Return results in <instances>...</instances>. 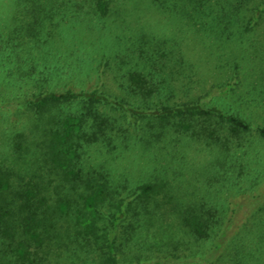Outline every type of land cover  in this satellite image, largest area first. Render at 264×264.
<instances>
[{
	"label": "trees",
	"instance_id": "1",
	"mask_svg": "<svg viewBox=\"0 0 264 264\" xmlns=\"http://www.w3.org/2000/svg\"><path fill=\"white\" fill-rule=\"evenodd\" d=\"M57 1L23 0L18 12L22 18L9 40L16 39L20 45L38 39ZM77 1L73 6L78 10L87 2L88 13L110 14L111 0ZM243 1L220 6L221 14L214 15L210 0H151L193 28L229 33L236 18L240 21ZM249 11L238 23L244 31L264 21V0ZM164 44L158 41L157 57L147 59L150 69L128 70L124 89L133 101L97 88L72 87L39 90L15 100L29 123L27 131L13 137L11 158L0 161V264H62V259L66 264L71 257L64 256L72 249L76 261L69 264H80L81 254L84 264H185L177 252L190 249L194 258L191 245L208 238L212 245L199 255L203 260L211 261L213 254V260L225 257L219 255L223 248L232 264H246L249 257L260 260L255 253L261 252L264 219L248 228L232 224V237L225 200L218 192L250 174V162L259 154L255 143H264V125H254L239 110L225 112L210 105L205 95L170 102L172 95L162 94L164 79L158 74L172 53ZM114 111L120 113L118 117ZM126 124L145 144L174 138L178 143H197L201 151L212 155L216 172H222L214 177L221 188L213 196L209 191H181L179 183L163 173L152 175L129 193L121 192L108 168L88 162L83 154L100 140L110 145L115 137L124 136ZM239 235L241 241L235 239ZM126 242H133L138 251L125 256ZM246 244L255 252L245 250Z\"/></svg>",
	"mask_w": 264,
	"mask_h": 264
},
{
	"label": "rangeland",
	"instance_id": "2",
	"mask_svg": "<svg viewBox=\"0 0 264 264\" xmlns=\"http://www.w3.org/2000/svg\"><path fill=\"white\" fill-rule=\"evenodd\" d=\"M62 1L58 0L54 6L53 17L46 19L42 35L19 45L9 37L22 18L18 12L23 0H0V161L11 158L15 134L27 131L29 121L16 99L39 90L72 87L97 88L133 101L124 89L126 74L141 66L151 68L147 59L157 57L154 50L158 41H165L164 45L172 49L164 70L158 73L164 79L162 94L172 95L170 102L205 95L210 105L225 112L239 110L254 125H264V21L250 31L238 25L251 14L249 8L260 0L243 1L240 21L236 18L235 24L232 23L231 33L193 28L179 15L163 11L151 0H111L110 14L104 17L88 13L87 2L78 10L73 6L77 0ZM232 1L236 0H210V9L214 15L218 14L220 6L229 7ZM142 34L146 36L140 39ZM139 43L142 52L138 51ZM226 82L232 85L224 86ZM113 114L118 117L120 113ZM126 127L125 135L115 137L110 145L100 140L86 147L83 154L90 163H103L121 192L129 193L152 175L163 173L173 183L178 182L181 191H209L212 196L218 191L220 183L214 177L222 172H216L212 155L207 150L201 151L197 143H178L174 138L171 142L165 139L145 144L132 126ZM254 149L259 154L250 162V174L234 186L220 187L222 191L218 192L225 200L231 236L232 224L240 227L245 224L248 228L264 219V143L256 142ZM253 181L255 186L251 185ZM235 239L241 241L240 235ZM261 242V252L255 253L260 260L249 257L246 264H264V237ZM132 243L123 244L125 256L138 251ZM211 245L212 238H208L191 245V250L199 256ZM244 246L245 250L254 251L251 245ZM73 252L72 249L65 254L64 257H71L66 264L76 261ZM177 253L185 264H232L224 248L217 253L224 254L223 258L213 260L216 254L211 258L207 255L213 263L200 256L191 258L190 249L181 248ZM84 257L81 254L80 264H84Z\"/></svg>",
	"mask_w": 264,
	"mask_h": 264
}]
</instances>
